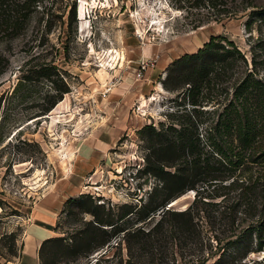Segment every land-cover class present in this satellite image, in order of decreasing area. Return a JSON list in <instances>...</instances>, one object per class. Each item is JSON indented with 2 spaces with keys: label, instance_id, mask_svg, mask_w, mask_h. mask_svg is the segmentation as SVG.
Instances as JSON below:
<instances>
[{
  "label": "rangeland",
  "instance_id": "obj_1",
  "mask_svg": "<svg viewBox=\"0 0 264 264\" xmlns=\"http://www.w3.org/2000/svg\"><path fill=\"white\" fill-rule=\"evenodd\" d=\"M199 10L191 0H37L30 4L21 30L0 36V52L8 56L0 93L12 88L21 68L28 67L33 77L22 89L24 99L9 92L0 97V119L7 109L3 123L9 130L8 142L0 145V264H40L43 238L76 229L81 220L92 217L72 200L81 194L82 200L89 195L113 209L146 198L158 179L143 170L144 145L138 129L148 123L167 124L191 111L187 83L181 80L209 54L187 62L180 59L179 64L175 60L184 53L196 54L211 34L233 40L247 62L255 53L261 61L253 75L264 83V25L253 23L249 34L245 13L200 22ZM46 67L49 75L43 74ZM240 70L227 71L223 79L203 85L198 93L200 136L207 134L221 105L231 97V83ZM167 73L168 88L162 82ZM214 73L210 71L211 77ZM63 81L68 90L47 112L35 115ZM60 101L64 106L56 108ZM259 132L264 134V128ZM252 163L255 175L264 162ZM223 170V179L187 189L171 205L186 207L196 191L209 203L198 214L204 244L207 237L211 244L219 237L224 245L231 230L227 211L237 199V188L229 181L238 169L227 165ZM255 203L252 220L264 216V191ZM236 212L237 219L244 216L242 205ZM174 247V264H200L198 239ZM221 247L205 264H225L231 258L237 264H264V245L255 250L254 234L240 259L245 248L230 253L232 248L221 252ZM29 251L31 259L23 263V257L20 262ZM220 252L223 257L214 262ZM168 257L161 264H172L173 256ZM96 258V264H158L136 245L128 251L121 233L86 257L63 255L52 263L46 254L45 264H90Z\"/></svg>",
  "mask_w": 264,
  "mask_h": 264
},
{
  "label": "trees",
  "instance_id": "obj_2",
  "mask_svg": "<svg viewBox=\"0 0 264 264\" xmlns=\"http://www.w3.org/2000/svg\"><path fill=\"white\" fill-rule=\"evenodd\" d=\"M35 1L37 0H0V36L8 37L21 30L28 17L30 4ZM191 6L202 10L198 12L202 18L200 22L207 19L222 20L245 13L247 15L244 26L247 31L252 30L255 22L259 26L264 25V0H191ZM71 15H74V6ZM200 54H209V59L200 61L195 69L191 67V71L183 74L181 80L187 83L186 94L193 105L191 111L181 113L178 119L167 124L161 122L159 126H155L148 123L138 129L144 145L143 170L158 179L146 198L140 203L116 205V209L105 208L104 202H94L89 195H86L85 200H82L85 196L83 194L71 198L80 204L77 205L79 208L90 212L92 217L81 220L76 229L43 238L38 249L40 264H45L46 254L50 256L52 263L63 255L73 258L81 255L86 257L108 245L111 238L120 233L128 251L136 245L141 253H147L150 261L158 264L167 263L170 260L169 254L173 256L171 263L174 264V246L178 243L181 248L184 242H192L195 239H198L201 251L196 258L200 264H205L210 255L214 256L220 246L221 252L228 247L232 248L230 253L240 252V249L245 248L241 250L240 259L247 254L249 249L246 248L251 243L253 234L255 250L262 248L264 216L251 219L255 214V199L260 191H264V165L255 175L251 169L253 161L259 164L264 162V134L259 132L264 128V83L260 77L253 75L257 63L261 60L258 61L254 53L247 62V58L233 40L211 34L196 54L184 53L175 62L179 64L180 59L187 62ZM7 63L8 56L0 52V76ZM237 67H241V70L236 72L231 83V97L221 105L214 124L208 126L207 134L200 136L198 124L201 120L199 109L196 107L198 93L203 85L207 87L216 83L224 78L227 71ZM21 70L12 88L4 89L0 97L8 92L13 96L17 94L19 98L23 95L21 99L26 97V94H22V89L32 82L33 77L29 74L31 70L28 67ZM211 70H215L214 77L210 75ZM36 71H40V66ZM43 74L49 75L47 67ZM168 76L167 73L162 81L166 88L169 87ZM56 88L57 93L53 99L41 109L39 105L35 115L47 112L68 90L64 81L62 86ZM6 110H2L4 113H1L0 119L2 146L8 142L9 135V130L3 123L7 117ZM19 121L20 119L15 123ZM258 136L261 137L259 140L256 139ZM227 165L234 171L238 169L229 181V184L237 188V199L228 205L227 211L231 230L224 236V245L219 237L214 238L215 244H211L207 237L205 241L208 244H204L199 239L201 231L198 214L199 209L209 203L201 199L198 191L192 202L182 209H175L168 203L187 189L197 190L209 182L223 179V169H226ZM81 203H84V206L81 207ZM240 205L244 209V216L237 219L236 211ZM156 210H159L158 216L148 222L149 216H153ZM221 252L214 262L223 257ZM180 255L183 256L181 252ZM98 259L90 264H96ZM227 261L225 264H237L235 258Z\"/></svg>",
  "mask_w": 264,
  "mask_h": 264
},
{
  "label": "crops",
  "instance_id": "obj_3",
  "mask_svg": "<svg viewBox=\"0 0 264 264\" xmlns=\"http://www.w3.org/2000/svg\"><path fill=\"white\" fill-rule=\"evenodd\" d=\"M44 237V236H43ZM42 237V238H43ZM29 254V256H26L25 257V255H28ZM28 254H24V255H22V258L20 259V262H21V260L23 259V257H24V261H23V263H25V262H28L30 259H31V253H30V251H29V253Z\"/></svg>",
  "mask_w": 264,
  "mask_h": 264
},
{
  "label": "bare ground",
  "instance_id": "obj_4",
  "mask_svg": "<svg viewBox=\"0 0 264 264\" xmlns=\"http://www.w3.org/2000/svg\"><path fill=\"white\" fill-rule=\"evenodd\" d=\"M61 106H64V101H60L59 103H58V105H57V107L56 108H58V107H61ZM78 134H80V133H78ZM78 134H73V135H78ZM177 199V198H176ZM177 200H174V201H172V202H169L168 204H174L175 202H176Z\"/></svg>",
  "mask_w": 264,
  "mask_h": 264
},
{
  "label": "water",
  "instance_id": "obj_5",
  "mask_svg": "<svg viewBox=\"0 0 264 264\" xmlns=\"http://www.w3.org/2000/svg\"><path fill=\"white\" fill-rule=\"evenodd\" d=\"M176 198H177V196L172 198L169 202H172V201L176 200ZM168 205L171 206L172 204H168Z\"/></svg>",
  "mask_w": 264,
  "mask_h": 264
}]
</instances>
